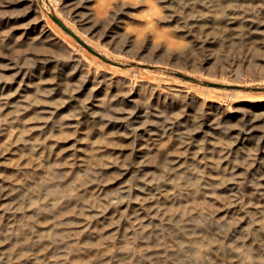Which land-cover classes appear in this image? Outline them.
<instances>
[{"label":"bare ground","instance_id":"1","mask_svg":"<svg viewBox=\"0 0 264 264\" xmlns=\"http://www.w3.org/2000/svg\"><path fill=\"white\" fill-rule=\"evenodd\" d=\"M59 1L65 18L78 23L86 36L116 59L182 69L219 80L228 79L230 72L238 74L244 64L264 71L258 55L264 48L254 49L253 40L248 43L253 31L264 36V0L219 1L209 6L212 14L200 15L199 19L185 12L196 10L198 2L190 0L189 7L185 5L181 12H154L147 25L167 27L162 29L165 39L161 41L152 40L148 32L134 35L123 30L124 18L137 3L123 0V13H118L119 0ZM27 2L30 12L11 18L6 10L13 1L0 0V65L4 63L13 71L8 78L0 69V142L6 140L10 146L7 152L21 143L24 150H31L34 162L63 168L51 171L48 178L57 185L51 187L58 193L38 191L29 204L26 201L32 212L25 211L28 206L22 201L13 206L8 179L0 178V254L4 256L0 264H175L177 255L185 260L188 253L193 254V264H256L252 248H264V99L254 101L252 112L234 120L226 115L223 105L189 89L161 87L150 80L135 84L133 79L90 61L56 32L33 0ZM92 2L96 5L91 6ZM235 4L259 13L245 17L231 10ZM29 18L21 32L13 26ZM209 21L222 23L216 28ZM247 22L245 31L243 24ZM196 24L199 28L206 25L196 30ZM228 25L239 28L231 30ZM176 31L192 44L177 41L173 37ZM210 39L223 48L219 49L221 55L208 50L214 45ZM218 39L221 43L216 42ZM193 45L208 53H191ZM236 46L238 54L234 53ZM224 48H232L233 54ZM230 79L248 81L240 75ZM31 93L33 97L28 96ZM86 93L90 99H84ZM32 98L35 104L27 107ZM53 102L60 104L54 111L42 105ZM13 104L25 109L16 116L17 132L8 117ZM119 104L130 108H111ZM31 112L51 113L52 117L34 120L39 121L35 122L39 127L28 133V125L34 121L25 123L23 119ZM66 112H71L69 119L82 128L100 126L92 135H109L91 143L88 160L115 154L118 150L112 143L130 139L131 162L99 160L91 168L94 174L84 178L77 176L82 162L60 164L62 158L56 156L55 147L63 145L60 139L67 134V122H62L58 131L53 123ZM132 164L142 165L144 180L135 179L134 184L119 181L125 183L122 191H108L115 184L100 186V182L108 183L113 170L124 171L125 176L132 174ZM156 165L165 171L174 170L167 172L161 185L154 184ZM96 170L106 176L103 181L96 182ZM240 172L252 178L244 193L237 190L242 182L236 178ZM20 178L17 175L18 181ZM97 216L100 218L94 219ZM66 220H72L70 228H61ZM84 222L93 236L66 235L75 223ZM172 229L177 235L166 234ZM8 232L14 239L11 242L3 235Z\"/></svg>","mask_w":264,"mask_h":264},{"label":"rangeland","instance_id":"2","mask_svg":"<svg viewBox=\"0 0 264 264\" xmlns=\"http://www.w3.org/2000/svg\"><path fill=\"white\" fill-rule=\"evenodd\" d=\"M13 1V6H11L8 10H6V14L9 15L11 18H21L22 16L26 15L30 12V3L27 2V0H11ZM36 5L39 8V11L41 14L44 15L45 20L50 22L52 27L57 30L56 32L59 33L64 38H68L72 45H74L76 48L81 49V51L86 54L87 58L95 63L96 65H99L101 68L106 69L107 71H110L112 73H115L117 75L127 76L131 79H133L134 83H139L140 81L144 80H150L157 85H161L163 87L164 85L169 86H178L185 89H189L192 93H195L196 95H199L206 100H212L215 104H221L223 105V109L227 111L226 115L229 117H233L234 120H237V117H240L242 114L246 113L249 114L252 112L253 109V102L264 99V79L259 80L258 76H264L263 72L259 68L250 67L248 68L247 64H244V68L241 72L238 74H235L234 72H230L228 75V79L219 80L211 77H205L200 74H192L189 73L186 70L182 69H172V68H158L154 66H140L136 64H131L129 62L123 61V59H116L113 55L108 53L104 47L98 44L97 41L89 38L86 36L80 29V26L78 23L71 22L67 20L63 13V5L62 2L59 0H33ZM118 6L115 10L118 11V13L123 10V0H119ZM198 2L196 5V10L192 11L190 9L186 10V14H193L195 17L199 19L200 15L204 14H212L213 11L209 6L215 5V3L223 0H190V2ZM227 1V0H224ZM234 1V0H229ZM128 3H137V6H134L126 15L124 18V22H122V28L123 30H127L132 32L134 35H141L146 34L147 32L150 34V38L152 40L161 41L162 39H165L163 35V28L164 30L167 29V27H164L163 25L156 24L154 27H150V25H147V20L149 21L150 15L152 13H160L161 15H164L166 12H181L183 11L185 5H187V8L189 7V3L187 0H173L170 3H165L163 0H127ZM115 3H113L114 5ZM96 5L95 2H92L91 6ZM237 7H234V9H231L233 11L239 12L244 14L246 17L247 15H254L258 14L259 12H254V9H251V7H248L246 5L242 4H235ZM204 6H206V10L203 11ZM92 8V7H91ZM253 18V17H251ZM246 19V18H245ZM210 20V19H209ZM31 21V18L26 19L25 21L15 22L13 23V26L15 29L24 30L25 25L28 24V22ZM210 24H213L209 21ZM221 21H215V24H213L216 28H219ZM227 23V21H226ZM229 23V22H228ZM206 24H203L200 28L205 26ZM229 26V25H228ZM243 26H246L245 31L248 29V22L243 24ZM157 27V28H155ZM154 28V29H153ZM198 24H196V30L200 29ZM229 28L231 30H237L239 26H232ZM255 33H252L253 35L249 36L248 43H251L253 40L254 43V49H256L258 46L261 48H264V36L260 35L259 32L253 31ZM264 33V31H263ZM193 33H190L192 35ZM203 36V35H202ZM173 37L176 38L177 41H185L186 44H192L190 43V40L186 39V35L181 32H173ZM206 38V37H205ZM204 38V39H205ZM161 39V40H159ZM202 39V40H204ZM193 40V39H192ZM222 40L218 39L216 42L221 43ZM230 41V38L226 40L225 43H228ZM210 42H213L214 45L210 46L208 49L211 51L215 56L221 55V52L219 51L220 48L218 45L215 44V40L210 39ZM237 48V52L231 51L232 48H224L226 51H230L232 54L237 53L238 54V48L239 46L235 47ZM223 49V48H222ZM106 51V52H105ZM186 51H190L189 48L186 49ZM191 53H201L202 55H206V51L203 49L196 47L193 45V48L191 49ZM260 56V61L262 64V68H264V52L263 54L258 53ZM187 56V55H186ZM190 57V56H188ZM0 69L4 70L6 72V77L10 78L13 75V71L11 70V67L4 66V63L0 65ZM52 69L55 70V66H52ZM136 70V71H135ZM261 74V75H260ZM263 74V75H262ZM236 75H240L242 79L248 80L247 82L241 83L238 81H235L233 79H230V77H234ZM253 77V81H250V78ZM4 80L6 78L4 77ZM33 95V93L29 94L28 96ZM91 95L89 93H86L84 99L89 98ZM34 103V100L29 102L27 107H31ZM47 104L48 110L54 111L57 106L60 104L58 102H53V104L43 103L42 105ZM41 105V106H42ZM52 107H51V106ZM130 108L125 107L123 104H119L116 106H112L111 108ZM208 105L206 106V108ZM25 111L23 110V107L21 105L13 104L8 111V117L11 118L13 121L12 126L14 128V132H17L19 126L16 119V116L19 113H22ZM69 112V111H67ZM63 113L57 118L54 119L53 125H55L54 130H61V124L62 122H67L65 127L67 128V134L64 137V139H60V143L63 144L61 147H55L56 156L61 157L60 164L66 161H80L82 162V166L78 170L77 176L80 178H84L87 176H90L91 174H94L91 172V168L97 165L99 160H112V161H122L125 164L130 163L131 158V149H132V141L129 140H123L122 142L112 143V146H114L118 151L115 154L109 153L104 155H96L93 157L92 160H88L87 157L90 155L89 148L91 146V143L94 141H99V139H103L105 137H109L103 135L102 133L99 135H92V131H95V128H98L100 126L94 125V124H88L89 127L82 128L83 126H80L78 123H76L74 120L69 119L70 113ZM59 115V114H58ZM7 117V119H8ZM51 113H37V112H31L27 114L23 121L26 123L27 120H36L38 118L42 119H48L51 118ZM39 121H34L32 125L29 126L28 133L37 131L39 125L36 123ZM91 128V130H90ZM56 132V131H55ZM110 133V131H109ZM102 137V138H100ZM18 143V142H17ZM18 148H14L13 151L7 152L6 149H9L10 146L6 145V140H2L0 142V178L6 177L8 179L7 184L11 187V193L13 194V200H14V207L19 206L18 204L22 201L25 202V206H28L26 204H29V199L36 194L38 191H41L45 195H51L52 193H58L57 191L53 192V188L51 186H57L50 182H48V178L50 177V172L53 170L60 171L63 166L62 165H52L49 166L48 164H41L39 162L36 163L33 160L32 152L31 150H24L22 148V144H19ZM54 145V144H53ZM16 146V145H14ZM23 150V153H21ZM6 152V155L4 153ZM84 157V158H83ZM32 158V159H31ZM82 158L84 160H82ZM241 160V159H240ZM4 167H9V169H12L11 171H4ZM133 172L129 175L125 176L124 171H112L110 174L111 177H108V183L100 182V186H111L113 184L112 189H108V191H122L123 186L125 183H119L128 181L131 184H134L135 179H142V165L140 164H132ZM94 170V169H93ZM98 173H96L95 178L97 181H103L104 175H101L100 171L96 170ZM174 170H168L165 171L161 166L156 165L153 169V175L155 177L154 184H162L165 182V179L167 178L169 173H172ZM35 172H38L35 174ZM168 172V174H167ZM91 173V174H90ZM34 176L32 178L31 175ZM167 174V175H166ZM185 175L184 173H182ZM17 175L22 176L23 178L21 180H17ZM181 175V174H180ZM123 176L125 178L123 179ZM251 175L244 174L243 172L239 173V176L236 178L240 182V186H238V189L244 193V188H247V186L250 185V180L252 182V178H250ZM122 178V180H121ZM86 179V178H85ZM89 179V178H88ZM91 180V179H90ZM136 180V181H137ZM185 181V179H184ZM116 182V183H115ZM118 183V184H117ZM136 185V184H135ZM239 194V193H236ZM234 195V194H233ZM15 196V198H14ZM90 198V197H89ZM25 211L32 212V209L28 206V208H25ZM250 217V216H248ZM255 217V216H254ZM100 218V216H97L94 219ZM92 219V220H94ZM72 222L69 220H66L65 223L60 226L61 228H70V223ZM77 223V222H76ZM75 223L74 227L69 229L66 232L67 236H73V235H81V237H90L93 236L92 229H85V225L87 226L86 222L77 225ZM90 223V222H88ZM168 227H166L167 229ZM56 228H52V231H55ZM54 233V232H52ZM264 233V232H263ZM261 234V236L263 235ZM3 233L4 236H7L9 242L13 241L9 235V232ZM166 234H170L171 236L177 235L176 233H173V229L166 232ZM5 239L2 238L1 241H4ZM64 252V251H63ZM62 252V253H63ZM188 261L185 260L178 255L175 257V259H179L175 261V264H193V254L188 253ZM251 254L255 258L256 264H264V248L263 249H257L252 248ZM9 255V254H8ZM4 257L0 254V258ZM7 257V256H6Z\"/></svg>","mask_w":264,"mask_h":264}]
</instances>
